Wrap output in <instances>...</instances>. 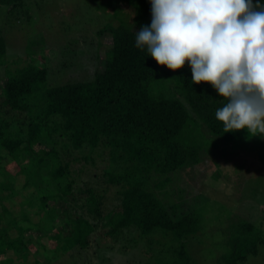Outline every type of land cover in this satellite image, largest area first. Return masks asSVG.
<instances>
[{"label": "trees", "instance_id": "trees-1", "mask_svg": "<svg viewBox=\"0 0 264 264\" xmlns=\"http://www.w3.org/2000/svg\"><path fill=\"white\" fill-rule=\"evenodd\" d=\"M28 1L0 0V263L50 264L48 253L24 260L30 244H40L37 253L54 249L52 240L57 252L84 249L103 222L108 237L127 244L140 234L162 244L154 234L163 231L176 243L168 264H200L187 247L203 206L175 215L187 192L177 181L201 171L221 181V159L239 154L253 131L225 133L215 113L226 101L211 84H192L187 61L171 70L135 47V33L151 23L149 0H122L134 16L116 13L120 24L110 20L96 38L65 26L62 65L85 79L52 82L54 71L36 64L43 49H57L44 33L25 44L27 64L12 68L7 31L15 17L27 22ZM74 30L82 39L68 38ZM263 235L252 219L241 221L221 264L257 255Z\"/></svg>", "mask_w": 264, "mask_h": 264}, {"label": "rangeland", "instance_id": "rangeland-1", "mask_svg": "<svg viewBox=\"0 0 264 264\" xmlns=\"http://www.w3.org/2000/svg\"><path fill=\"white\" fill-rule=\"evenodd\" d=\"M27 3L31 14L29 17L23 15L24 21L27 22L21 25L19 18L15 17L12 19L15 26L7 31L10 52H14V55L8 58L9 63L12 68L26 65L29 56L24 51L25 44H28L30 37H41L44 33L49 43L57 49H43L36 64L49 66L54 71L51 79L54 84L86 78L84 72L65 69L62 65L66 56L60 47L68 42V35H64L68 33L64 29L65 26L70 28L77 25L86 35L96 38L98 29L110 20L116 25L120 24L116 13L126 19L134 16L127 3L122 0H100L98 3L95 0H31ZM83 34L74 30L68 38L79 35L82 39L80 36ZM109 38L107 34L104 37L106 40ZM44 55L46 59L43 58ZM13 59H20V62L13 64ZM3 69L0 67V73H3ZM258 133L259 129L252 132V141L247 143L239 154H230L221 159V167L225 174L228 173L221 181L212 179L206 171L198 174H180L181 179L177 184L187 187V192L186 198L173 210L175 215L180 218L203 206L202 229L187 247L200 264L224 262L223 255L228 251L230 238L235 235L236 227L241 221L250 218L264 232V135ZM236 163L243 166L238 168ZM58 221V227L62 226L63 221ZM108 229L109 226L98 222L97 229L84 249L74 248L57 252V244L52 240L53 243L46 242L54 249L50 248L48 252L42 249L37 253L40 244H30V254L23 256V259L34 263L37 257L44 260L45 254L48 253L52 257L50 264H168L170 262L167 261L173 260L174 255H168L170 247L176 244L172 242V235H166L163 231L155 233L157 239L164 237V242L160 244L158 240H151L148 236L140 234L138 241L133 240L127 244L108 237ZM66 234L69 232L66 231ZM150 241H153L152 244L155 242L154 246L149 247ZM126 244L128 248L125 247ZM158 249L164 252L163 256V252L158 253ZM9 255L13 256L14 253ZM240 264H264V247L259 246L257 255L247 256Z\"/></svg>", "mask_w": 264, "mask_h": 264}, {"label": "clouds", "instance_id": "clouds-1", "mask_svg": "<svg viewBox=\"0 0 264 264\" xmlns=\"http://www.w3.org/2000/svg\"><path fill=\"white\" fill-rule=\"evenodd\" d=\"M151 23L135 47L159 65L190 67L226 103L215 117L225 133L264 135V4L254 0H149Z\"/></svg>", "mask_w": 264, "mask_h": 264}]
</instances>
